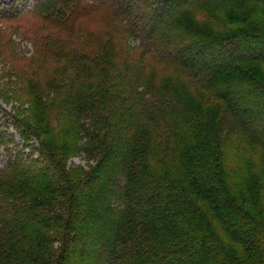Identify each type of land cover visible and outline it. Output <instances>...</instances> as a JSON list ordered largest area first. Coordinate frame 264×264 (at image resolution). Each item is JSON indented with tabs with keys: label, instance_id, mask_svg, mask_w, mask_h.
<instances>
[{
	"label": "trees",
	"instance_id": "trees-1",
	"mask_svg": "<svg viewBox=\"0 0 264 264\" xmlns=\"http://www.w3.org/2000/svg\"><path fill=\"white\" fill-rule=\"evenodd\" d=\"M39 1L0 264H264V0Z\"/></svg>",
	"mask_w": 264,
	"mask_h": 264
},
{
	"label": "rangeland",
	"instance_id": "rangeland-1",
	"mask_svg": "<svg viewBox=\"0 0 264 264\" xmlns=\"http://www.w3.org/2000/svg\"><path fill=\"white\" fill-rule=\"evenodd\" d=\"M80 1L82 0H75L76 3ZM35 2L41 5L39 0H0V132H4L8 137L10 136L7 140H12V143L19 145L25 143L23 141L24 136L20 135L19 128L11 123L8 114H4L3 110L5 109L8 113L10 110L11 112L14 110L18 112L16 114L21 116L26 106L24 101L22 105L20 104L21 100L18 94L10 96L11 93L8 92L7 95H4L2 91L5 89V86L16 89L14 86H20L21 83L24 86H32L34 83H37L38 86L54 85L51 73L55 70V61L53 58L48 57L39 62L38 60L40 59L35 61L41 64V70L34 76L28 75L29 71L33 68L27 69L26 67L37 58L38 48L35 43V36L40 35L43 31L46 32V29L52 27L45 22V19L41 18V15H37L38 13L31 12V10L26 12L27 9H31ZM70 5H73V3ZM71 8L73 7L71 6ZM99 16L93 21L95 24L100 23ZM73 17L69 25H72V28L80 20L84 19L83 14L78 16L74 15ZM87 19H91V17ZM43 25L44 27L39 29ZM37 63H33V65L37 66ZM46 82L48 84H45ZM27 144L28 146L25 147L26 150L33 145V140H30ZM6 162L7 157L5 152L1 150L0 169ZM69 162L85 165L86 159L83 154H79L72 157Z\"/></svg>",
	"mask_w": 264,
	"mask_h": 264
}]
</instances>
